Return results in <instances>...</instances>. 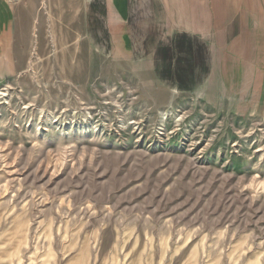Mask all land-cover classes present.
Wrapping results in <instances>:
<instances>
[{"label":"rangeland","instance_id":"rangeland-1","mask_svg":"<svg viewBox=\"0 0 264 264\" xmlns=\"http://www.w3.org/2000/svg\"><path fill=\"white\" fill-rule=\"evenodd\" d=\"M42 17L0 78V264H264V98Z\"/></svg>","mask_w":264,"mask_h":264},{"label":"crops","instance_id":"crops-1","mask_svg":"<svg viewBox=\"0 0 264 264\" xmlns=\"http://www.w3.org/2000/svg\"><path fill=\"white\" fill-rule=\"evenodd\" d=\"M44 13L69 37L81 29L112 57L145 66L164 88L221 80L264 98V0H0V78L22 68Z\"/></svg>","mask_w":264,"mask_h":264},{"label":"built area","instance_id":"built-area-1","mask_svg":"<svg viewBox=\"0 0 264 264\" xmlns=\"http://www.w3.org/2000/svg\"><path fill=\"white\" fill-rule=\"evenodd\" d=\"M10 1H16V0H10Z\"/></svg>","mask_w":264,"mask_h":264}]
</instances>
